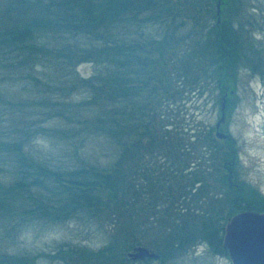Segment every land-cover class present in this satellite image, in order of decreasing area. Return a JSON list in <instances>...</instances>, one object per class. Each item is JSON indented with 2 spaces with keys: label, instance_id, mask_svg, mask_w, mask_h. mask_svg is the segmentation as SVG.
Masks as SVG:
<instances>
[{
  "label": "trees",
  "instance_id": "16d2710c",
  "mask_svg": "<svg viewBox=\"0 0 264 264\" xmlns=\"http://www.w3.org/2000/svg\"><path fill=\"white\" fill-rule=\"evenodd\" d=\"M228 1L221 2L220 16ZM209 3L0 0V64L7 60L35 80L39 77L33 73L40 64H52L66 73L60 88L67 95L91 87L93 99L103 101L85 123L95 135L105 134L117 144L116 157L111 154L103 164L82 158L72 165H56L25 148L32 138L47 134L40 124L14 127L8 140L0 138V159L12 162L9 175L0 176V212L51 224L82 216L98 221L99 228L113 235L96 252L79 245L58 249L63 261L134 264L126 252L138 244L154 247L161 257L180 247L186 255L201 239H217L225 215L244 208L264 209V195L237 180L230 166L232 157L237 161L230 138H217L211 123L196 126V133L187 137L180 131L163 130L157 120L160 114L154 104L163 107V98L178 95L182 99L185 92L201 96L207 85L218 92L214 106L226 93L227 119L236 106L241 70L247 67L250 75L264 78V49L252 45L245 24L237 26L233 17L203 23L201 15L207 11L209 17L212 12ZM159 15L166 18L160 36L144 35L148 31L142 26L139 37L133 39L127 33L125 27L133 20L147 26ZM190 15L198 17L195 28L199 29L194 32L201 35L198 39L180 33L185 23L181 17ZM117 27L123 34H118ZM183 38L191 42L183 43ZM88 61L102 70L83 77L76 67ZM228 166L233 170L231 181L224 170ZM21 197L31 206L10 210L11 200ZM36 258L37 254L0 252V264H34Z\"/></svg>",
  "mask_w": 264,
  "mask_h": 264
},
{
  "label": "rangeland",
  "instance_id": "374dc122",
  "mask_svg": "<svg viewBox=\"0 0 264 264\" xmlns=\"http://www.w3.org/2000/svg\"><path fill=\"white\" fill-rule=\"evenodd\" d=\"M216 1L210 0L212 12L209 13V17L207 11L201 13L203 23L205 20L208 24L217 23ZM226 9L224 15L220 16V21L224 17L227 19L233 17V23L237 26L245 24L244 29L248 30L246 33L252 40V45L264 49V0H230ZM159 17L156 21H148L147 26L141 20H133L130 26L125 27L127 33L134 39L141 36L144 28V31H148L144 35L153 34L154 37H158L166 20L163 16ZM181 18L185 21L180 29L181 35L185 37L195 35V30L199 29L195 28L198 17L194 19L190 15V18L185 16ZM121 28L117 27L118 34H123ZM197 31L199 33V30ZM195 36L198 39L197 36L201 35ZM184 41L191 42L183 38V43ZM171 44H174V41H171ZM100 68L91 61L80 62L76 72L88 77L98 74L102 70ZM36 71L33 75L39 77V80L33 79L32 75H24L22 69L9 66L7 60L0 64V138L8 140L10 135H14V127L20 128L28 124L37 127L40 124L48 129L47 134L32 138L25 148L50 163L72 165L83 158L88 162L103 164L111 159V154L116 157L117 150L114 152L113 150L117 144L109 142L105 134L95 135L96 132L91 131V125L86 124V119L90 120L98 112L103 98H100V103L95 101L91 87L88 89L83 87L67 95L66 90L63 92L60 88L61 82H66L64 79L66 73L54 68L52 64H40ZM239 75L241 79L236 90V106L227 119L225 115V122L220 129L228 133L227 138H230L235 146L237 161L235 163L234 159L230 166L234 167L237 180H244L245 183L255 186V189L264 195V78L257 73L250 75L247 67L242 69ZM173 78L172 80H175V77ZM204 87L201 96L198 92H185L182 99L178 95L163 98L166 100L163 107L154 104L157 107L155 110L160 114L157 120L163 130L180 131L188 137L196 133V126L201 127L209 123L215 125L220 115L218 108L220 104L215 106L213 104L214 96L218 92L211 90V85ZM48 115L51 116L49 119ZM2 160L6 159H0V166L2 164L6 166H1L0 176L2 174L7 176L11 171L12 162ZM230 166L224 169L228 174H230L228 169L232 170ZM220 192V190L215 192L218 198ZM25 199V197L12 199L10 210L24 209V206H27ZM30 206L29 203L27 208ZM4 210H9V207L5 206ZM22 217L11 218L0 212V252L25 253L29 256L37 254L34 264H74V261H63L60 257L62 252L58 249L65 250L79 245L96 252L99 248L106 247L109 237L113 236L105 228H103L105 231L99 228L98 221L91 222L82 216L54 224L33 216H26L28 220H23ZM16 224L20 225L18 229ZM210 261L211 264H225L224 259L212 258ZM80 263L76 261L75 264ZM86 263L95 262L89 259ZM159 263L158 260L152 259L149 264ZM180 264L196 263L190 253L187 257L183 256Z\"/></svg>",
  "mask_w": 264,
  "mask_h": 264
},
{
  "label": "water",
  "instance_id": "95a60500",
  "mask_svg": "<svg viewBox=\"0 0 264 264\" xmlns=\"http://www.w3.org/2000/svg\"><path fill=\"white\" fill-rule=\"evenodd\" d=\"M220 2L221 0L215 2L217 23L220 22ZM225 95L226 93L221 96V103L218 107L220 115L214 125L215 136L219 139L228 137V133L219 128L225 122ZM228 170L230 174L227 180L230 181L233 172ZM225 222L222 243L231 260L230 264H264V209L258 211L252 208H244L233 213ZM153 255L157 256L152 247L138 244L128 251L127 258L139 260Z\"/></svg>",
  "mask_w": 264,
  "mask_h": 264
},
{
  "label": "flooded vegetation",
  "instance_id": "af4514ba",
  "mask_svg": "<svg viewBox=\"0 0 264 264\" xmlns=\"http://www.w3.org/2000/svg\"><path fill=\"white\" fill-rule=\"evenodd\" d=\"M221 127V126H220ZM219 127V128H220ZM234 159H232L231 162H233ZM262 211V210H260ZM235 213V212H233ZM231 213V215L233 214ZM231 215H225L224 216V220H221L222 224L220 226V229H219V234H218V237L217 239L213 240L211 239V241H208L206 239H201L198 243L196 244H193V246L191 247V250L189 251V254L191 253V258L193 261H195L196 264H201L202 262H207L206 264H211V261L212 258H218V259H224L225 260V264H230L231 263V260L228 256V253H226V249L222 243L223 241V231L224 230V227H225V221L228 220V218L231 216ZM138 246V245H137ZM145 246V245H143ZM134 247V246H132ZM131 247V249H132ZM145 247H148V246H145ZM149 247H152V246H149ZM154 249V247H152ZM182 248L180 247L179 249H171L174 251V253H170L169 255L165 256L163 255V259L162 257L155 251L154 249V252L157 256H149V257H146L144 259H139V260H134V259H131L134 264L136 263H139V261H143L144 264L146 263H150V261L152 259H155V260H160L159 264H180L181 263V260L183 258V256H188V254L186 255H182Z\"/></svg>",
  "mask_w": 264,
  "mask_h": 264
}]
</instances>
